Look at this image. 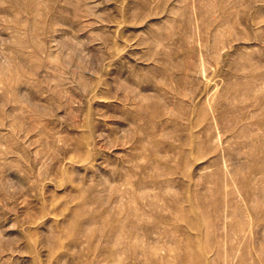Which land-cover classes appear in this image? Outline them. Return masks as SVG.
<instances>
[{
  "label": "rangeland",
  "instance_id": "rangeland-1",
  "mask_svg": "<svg viewBox=\"0 0 264 264\" xmlns=\"http://www.w3.org/2000/svg\"><path fill=\"white\" fill-rule=\"evenodd\" d=\"M187 249L264 264V0H0V264Z\"/></svg>",
  "mask_w": 264,
  "mask_h": 264
},
{
  "label": "bare ground",
  "instance_id": "bare-ground-1",
  "mask_svg": "<svg viewBox=\"0 0 264 264\" xmlns=\"http://www.w3.org/2000/svg\"><path fill=\"white\" fill-rule=\"evenodd\" d=\"M180 260L182 264H204L198 259V257L194 256V253L190 249L186 250L185 255L181 257Z\"/></svg>",
  "mask_w": 264,
  "mask_h": 264
}]
</instances>
